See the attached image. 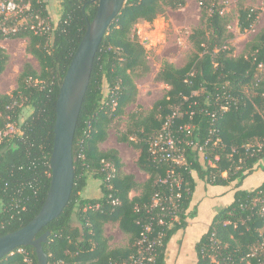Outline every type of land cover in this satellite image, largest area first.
Wrapping results in <instances>:
<instances>
[{
  "label": "trees",
  "instance_id": "1",
  "mask_svg": "<svg viewBox=\"0 0 264 264\" xmlns=\"http://www.w3.org/2000/svg\"><path fill=\"white\" fill-rule=\"evenodd\" d=\"M22 1L30 3L24 14L29 22L36 23L39 16L50 30L35 33L30 23L18 25L14 32L0 30V40H26L25 52L39 65L36 71L25 64L15 89L0 94V236L31 221L46 198L60 84L86 23L97 9V0H62L59 18L54 22L46 0ZM199 3L200 23L187 39L192 49L189 60L181 68L162 62L155 81L169 89L148 111L136 106L125 113L127 105L136 102L135 78L149 72L147 52L135 26L151 24L168 10L183 8L185 0H127L108 29L95 55L77 121L70 199L36 236L49 232L42 244L48 264H124L137 251L143 230L137 224L139 220L152 223L151 240L157 232L163 233L154 264H170L166 256L169 242L175 235L190 231L194 210L206 197L213 205V219L206 233L193 243L192 263L264 264V30L253 37L240 56H233L230 41L235 34L229 31L230 18L223 13L224 5L218 0ZM260 14V10L238 0L237 34L253 30ZM8 60L9 55L0 47V75ZM104 84L108 88L106 96ZM25 108L31 112L21 121ZM174 114L171 127L174 131L182 127L179 137L193 143L183 145L182 165L157 162L149 153L150 140ZM123 116L127 118L122 122ZM121 123L124 131L117 139L135 151V164L147 175L143 183L123 171L116 149L99 148L107 139V131ZM9 127L14 131L8 132ZM215 156L219 162L214 167L208 165V159L214 161ZM170 166L176 176L182 177L183 186L179 220L166 227L156 223L159 209L147 214L144 207L155 195L163 200L175 195L172 184L159 182ZM258 171L262 175L259 180L255 175ZM252 175L255 179L245 183ZM89 180L101 182L100 197L81 195ZM202 189L205 193L210 189V196H201ZM131 192L136 194L130 196ZM115 200L117 204L112 203ZM96 204L99 209L84 210ZM109 223H117L128 237L125 246H109V239L102 234ZM0 264L37 261L33 248L27 246L0 259Z\"/></svg>",
  "mask_w": 264,
  "mask_h": 264
},
{
  "label": "rangeland",
  "instance_id": "2",
  "mask_svg": "<svg viewBox=\"0 0 264 264\" xmlns=\"http://www.w3.org/2000/svg\"><path fill=\"white\" fill-rule=\"evenodd\" d=\"M200 0H185V6L177 11L168 10L163 17H159L151 24L146 22L138 23L135 26V33L140 42L144 45L147 52V61L149 72L141 78H135L134 84L137 88L136 102L128 104L125 108V113L132 112L136 106L144 111L152 108L154 103L164 97L168 86L155 81V76L161 68L162 62L166 61L174 65L176 68L183 67L189 60L192 49L187 39L191 30L199 26L201 18ZM220 4L224 5L223 13L230 18L229 31L235 34V39L230 41L233 46V56H240L244 51L246 45L258 34L264 30V0H242V4L246 7H252L260 10V17L251 31H247L243 35L237 34L236 18L238 9V0H218ZM56 3V1L54 2ZM26 40L24 39H5L0 40V47H2L9 55V60L4 72L0 75V94H9L16 87V78L22 71L25 64L31 65L33 69L39 71V65L36 59L25 52ZM247 91V89H244ZM104 96L108 94L106 84L103 86ZM31 110L25 108L21 114V121L25 119ZM127 117L121 118L122 122ZM118 129V130H117ZM117 129L110 128L107 133V139L99 145L103 151L108 149H116L123 164V171L127 174H132L137 183H143L147 179V175L141 172L136 166V154L133 148L128 143L118 141L119 132L124 131V124L121 123ZM14 130V129H13ZM224 174L223 176H225ZM260 176L259 171L255 173ZM255 175L245 179V183L255 179ZM253 183V182H251ZM100 181L89 180V187L92 191L99 190L101 196ZM136 193L131 192L130 196ZM82 195V194H81ZM99 196V197H100ZM102 234L109 239V246L111 248H119L125 246L128 237L123 233L117 223L106 224L102 228ZM170 264H175L172 259Z\"/></svg>",
  "mask_w": 264,
  "mask_h": 264
},
{
  "label": "water",
  "instance_id": "3",
  "mask_svg": "<svg viewBox=\"0 0 264 264\" xmlns=\"http://www.w3.org/2000/svg\"><path fill=\"white\" fill-rule=\"evenodd\" d=\"M127 0H97V9L67 67L55 103L50 183L40 211L20 229L0 236V259L20 247L33 248L37 264H48L42 244L49 232L37 234L67 205L74 185L73 139L98 48Z\"/></svg>",
  "mask_w": 264,
  "mask_h": 264
},
{
  "label": "built area",
  "instance_id": "4",
  "mask_svg": "<svg viewBox=\"0 0 264 264\" xmlns=\"http://www.w3.org/2000/svg\"><path fill=\"white\" fill-rule=\"evenodd\" d=\"M30 3H23L22 0H0V30L3 33L14 32L18 25H27L30 23V29L35 33L47 32L50 30L49 25L44 19L39 16L35 17L36 23L29 22L28 17L25 16V12L29 10ZM24 15V16H23ZM13 22L12 26L8 25V22ZM175 114L167 119L163 124L161 130L155 134V136L149 142V153L157 162H166L171 165L184 164V146L192 145L193 143L179 137L178 133L182 129L179 127L176 131L173 130L172 118ZM13 128L9 127L8 132H13ZM199 150H202L200 148ZM208 165L214 167V163L219 162V157L215 156L214 161L208 159ZM175 175V176H174ZM159 182L166 184L170 183L176 189L174 196L168 200H163L160 196L155 195L150 205L144 207L147 214H151L154 209H159L157 225L171 227L174 222L179 220L178 215V201L181 198V187L183 186V179L180 176H176L171 166L166 170L165 177L159 178ZM113 204H117V201H112ZM99 204L93 206H87L84 210L99 209ZM135 211L140 212L139 207H135ZM264 213V207L262 208ZM167 218V221L165 220ZM154 220V218L152 217ZM137 224L142 225V232L140 239L137 241V251L131 255L127 262L124 264H154L156 257V247L161 245L162 231L156 233L154 239H150V235L153 233L152 223H142L141 220ZM216 263V260H212Z\"/></svg>",
  "mask_w": 264,
  "mask_h": 264
},
{
  "label": "crops",
  "instance_id": "5",
  "mask_svg": "<svg viewBox=\"0 0 264 264\" xmlns=\"http://www.w3.org/2000/svg\"><path fill=\"white\" fill-rule=\"evenodd\" d=\"M48 3V8L50 11V17L54 22H56L59 18L60 14V2L62 0H46ZM56 1V3H54ZM93 189H90L89 187V181L82 192V196L84 198H98L100 195L99 190L92 191ZM202 193L201 196L207 195L210 196L211 190L206 189V193L203 192L204 190H201ZM200 192V191H199ZM211 202V199L209 197L205 198V201L198 207V209L194 210L195 215L193 216L192 222L190 223L189 232L185 235L183 234H177L171 239L169 242L167 248H166V256L170 259H176L179 257L181 260L192 261L195 260V255H192V247L193 243H196L199 241L200 237L206 233L208 227L210 226L212 222L213 217V205ZM192 244V245H191ZM184 253L186 255L181 256V254ZM181 256V257H180ZM193 256V257H192ZM190 258V259H188Z\"/></svg>",
  "mask_w": 264,
  "mask_h": 264
},
{
  "label": "flooded vegetation",
  "instance_id": "6",
  "mask_svg": "<svg viewBox=\"0 0 264 264\" xmlns=\"http://www.w3.org/2000/svg\"><path fill=\"white\" fill-rule=\"evenodd\" d=\"M193 257V256H192ZM187 258H185V260H181L180 258L178 259V261L175 263V264H193V258H192V261L188 260L186 261Z\"/></svg>",
  "mask_w": 264,
  "mask_h": 264
}]
</instances>
